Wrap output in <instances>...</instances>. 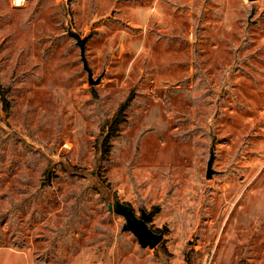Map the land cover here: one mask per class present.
<instances>
[{"label":"rangeland","instance_id":"obj_1","mask_svg":"<svg viewBox=\"0 0 264 264\" xmlns=\"http://www.w3.org/2000/svg\"><path fill=\"white\" fill-rule=\"evenodd\" d=\"M3 95L0 264H264V0H0Z\"/></svg>","mask_w":264,"mask_h":264},{"label":"water","instance_id":"obj_2","mask_svg":"<svg viewBox=\"0 0 264 264\" xmlns=\"http://www.w3.org/2000/svg\"><path fill=\"white\" fill-rule=\"evenodd\" d=\"M254 2L256 0H248ZM70 36L77 41V44L81 50V59L84 64V70L88 73V81L91 85L98 84V81H94L93 72L88 65L86 54H85V45L86 40L82 39L81 36L77 33L70 32ZM215 162V149L214 146L210 149V159L207 166L206 178L211 179L216 173L213 169ZM113 209L116 213L122 215L125 218L126 224L124 230L130 231L138 240L141 248L143 249H155L158 247L164 240V235L152 230L149 227L150 214L145 211H142L141 216L138 217L134 212L133 208L122 204L118 201L115 202Z\"/></svg>","mask_w":264,"mask_h":264},{"label":"trees","instance_id":"obj_3","mask_svg":"<svg viewBox=\"0 0 264 264\" xmlns=\"http://www.w3.org/2000/svg\"><path fill=\"white\" fill-rule=\"evenodd\" d=\"M4 96L5 95L2 96L0 102L3 105H7L8 102ZM131 102H132V98L130 97L119 108L114 118L104 127L102 136L97 140L96 152L102 159H106L107 156L110 154V149H111L110 141L113 137L117 136L120 126L126 121V111L128 110Z\"/></svg>","mask_w":264,"mask_h":264},{"label":"crops","instance_id":"obj_4","mask_svg":"<svg viewBox=\"0 0 264 264\" xmlns=\"http://www.w3.org/2000/svg\"><path fill=\"white\" fill-rule=\"evenodd\" d=\"M3 250H6V249H3ZM10 252V251H9Z\"/></svg>","mask_w":264,"mask_h":264}]
</instances>
